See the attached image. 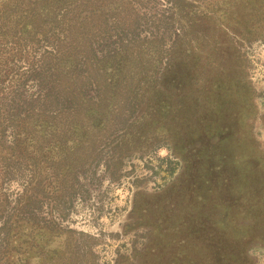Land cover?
Segmentation results:
<instances>
[{"label":"rangeland","instance_id":"374dc122","mask_svg":"<svg viewBox=\"0 0 264 264\" xmlns=\"http://www.w3.org/2000/svg\"><path fill=\"white\" fill-rule=\"evenodd\" d=\"M63 1L75 2L0 0L1 112L6 108L16 110L24 105L23 101L48 91V86L37 82L32 67L42 47L28 43L32 40L20 25L27 24V31L55 26L51 25L52 13L55 6H63ZM198 1L207 2L211 13L210 34L203 48L208 56L199 54V58H193L192 83L183 82L175 97H166L167 81L163 77L159 78L163 84L161 94L155 99L154 95L145 94V107L152 113L150 120L161 128L150 125L144 129L146 141H136L130 153L125 155L120 150L116 155L112 151L114 146L104 143L100 154L87 165L84 160L93 158L95 152L91 149L96 141L94 133L90 140L79 144L81 150L77 151L78 142L66 132L69 124L65 120L57 123L35 118L28 129H15L16 141L12 130L2 124L0 225L6 214L18 207L19 194H30L35 205L33 222L18 219L22 221L20 226L13 228L14 217L9 220L8 246L4 251L0 249V264H168L166 258L159 261L155 251H149L150 235L156 228L152 221L155 209L148 206L158 197L169 206L178 199L192 201V187L205 178L204 174L194 173V154L192 157L182 150L188 141L182 135L187 131L183 127L187 110L194 116L192 136H201L194 129L200 130L201 117L209 120L210 135L220 133L211 142L213 146H207L208 155L213 158L205 159L203 166H212L214 171L218 150L222 158L216 164L215 174L224 173L232 184L227 189L223 185L224 195L236 207L227 212L229 222L237 219L241 229L234 228L236 235L228 236L229 262L264 264V0ZM163 4L162 0H142L143 10L152 14L163 13ZM76 15L75 10L70 14ZM45 18L50 24L42 22ZM127 101L138 100L129 95L116 97L113 102L123 111ZM173 102L179 107L176 130L166 125L168 118L164 116ZM153 106L160 111L159 115L152 112ZM33 126H40L43 131L49 129L46 138H24L23 134ZM171 132H178L176 139ZM29 147H34V151ZM79 156L81 168L73 161ZM192 196H196V191ZM169 209L160 212L166 215L171 213ZM173 211L177 214L176 209ZM175 216L182 221L192 218L190 214ZM167 224L162 228L166 237L173 234L174 228ZM173 232L174 236L169 238L175 240L194 236L187 234V228ZM1 236L5 238V231ZM2 237L0 243L5 242ZM177 261L174 264H185ZM192 262L203 264L198 255Z\"/></svg>","mask_w":264,"mask_h":264},{"label":"trees","instance_id":"16d2710c","mask_svg":"<svg viewBox=\"0 0 264 264\" xmlns=\"http://www.w3.org/2000/svg\"><path fill=\"white\" fill-rule=\"evenodd\" d=\"M162 1L163 13L153 14L147 9L146 12L143 10L142 0H75L73 4L63 1V6H55V12L52 13L51 25L55 26L42 30L29 28L27 31L28 25L21 24L26 37L32 40L28 43L42 47V53L35 56L32 67L35 69L33 72L37 76V82L49 88L42 96L23 101L24 105L18 106L16 110L6 108L1 112L0 106V133L2 134L1 128L4 127L2 124H5L12 130L11 136L16 141L18 134L15 129H28L35 118L43 117L57 123L65 120L69 124L66 132L78 142L75 144L79 148L77 151L81 150L80 143L90 140L91 134H95L93 138L96 141L91 146L95 152L93 158L84 160L87 165L100 154L104 143L114 146V154H120L121 150L126 155L136 141L145 142L144 138L147 136L144 135V129L150 125L161 128L150 120L152 113H148L149 109L145 107V94L154 95V99L161 94L163 84L159 78L163 77L167 81L166 97H171L167 94L175 97L183 82L192 83L193 58L208 56L203 51L210 34L208 20L211 13L207 2ZM73 10L78 12L75 17L70 16ZM48 21L46 18L42 20L43 23L50 24ZM33 51L37 52L36 48ZM42 54L45 55L41 56ZM129 95L135 96L138 101H127V105L123 106L124 110L119 111V105L114 104V99ZM188 103L192 107L191 102ZM177 109L179 107L173 102L171 110L164 113L168 118L166 125L171 130L178 129ZM152 112L159 115L160 111L153 106ZM187 112L188 118L183 122L187 131L182 135L188 141L182 150L190 155L194 154V173L204 174L205 178L200 180V184L195 183L197 187H192V201L182 202L178 199L169 206L170 203L158 197L149 204L148 208L155 209L152 221L156 228L155 233L150 235L149 251H155L159 261L166 258L168 264L177 263V260L195 264L192 261L197 255L201 256L203 264H230L226 242L229 234L236 235V231L241 229L237 219L229 222L227 210L232 207L234 209L235 206L232 199L224 195L223 185L227 189L232 184L224 173L215 174L216 164L222 158L218 150L215 151L214 171L212 172V166L208 169L203 166L205 159L211 161L213 158L208 155L207 146H213L211 142L220 133L210 135L209 120L201 117L200 130L194 127L196 131H200L197 134L201 136H192L194 116L189 110ZM205 114L208 116V113ZM75 123H80V128L74 127ZM46 125L50 126L48 123ZM35 126L23 134L24 138H46L49 129L43 131L40 126ZM177 133L171 132V135L176 139ZM29 148L34 151V147ZM80 158L81 156L73 160L77 168H81L83 163ZM212 174L216 176L214 180H211ZM194 191L195 197L192 196ZM18 196V207L10 214L7 213L0 225V237L4 236H1L4 231L6 235L1 238L5 242L0 243L3 251L8 246L7 226L12 217L13 228H18L22 221L33 222L35 204H32L31 195L25 192ZM163 208H170L171 213H161ZM174 209L179 217L190 214L192 218L190 221H182L178 217L174 219L177 215ZM166 222L170 228L174 227L171 231L173 234L169 233L167 237L166 234L163 235L165 231L162 229ZM185 228L189 230L187 234L194 236L176 240L169 238L174 236L173 230L180 233ZM234 228L238 229L235 231Z\"/></svg>","mask_w":264,"mask_h":264}]
</instances>
